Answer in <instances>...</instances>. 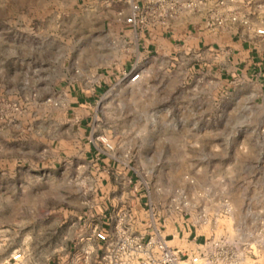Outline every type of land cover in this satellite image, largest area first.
<instances>
[{"label": "rangeland", "instance_id": "1", "mask_svg": "<svg viewBox=\"0 0 264 264\" xmlns=\"http://www.w3.org/2000/svg\"><path fill=\"white\" fill-rule=\"evenodd\" d=\"M128 47L77 0H0V264H65L95 202L89 144L218 262L264 264V70L144 59L130 82Z\"/></svg>", "mask_w": 264, "mask_h": 264}, {"label": "crops", "instance_id": "2", "mask_svg": "<svg viewBox=\"0 0 264 264\" xmlns=\"http://www.w3.org/2000/svg\"><path fill=\"white\" fill-rule=\"evenodd\" d=\"M77 2L88 17L107 20L108 27L117 31L129 45L131 55L121 67L124 73L139 71L135 65L144 59L151 61V68L163 62H187L194 69L206 68L220 77L239 72L253 75L257 69L262 74L264 70V35L257 33L258 29H264V0ZM134 6L146 14L144 25L126 22ZM100 91L101 87L97 86L94 94ZM77 97L79 102V97L85 96ZM84 102L87 103L86 99ZM83 162L91 168L95 202L80 216L83 223L80 245L76 243L63 255L65 264H85L86 259L98 263L105 242L95 236L94 228L111 237L120 219L143 241L151 235L161 236L184 259L206 254L208 240L201 225L156 211L150 200L146 201L145 195L140 193L130 168L100 155L94 144L86 147ZM23 259L24 256L15 264H23ZM124 261L135 264L136 258L126 255Z\"/></svg>", "mask_w": 264, "mask_h": 264}, {"label": "built area", "instance_id": "3", "mask_svg": "<svg viewBox=\"0 0 264 264\" xmlns=\"http://www.w3.org/2000/svg\"><path fill=\"white\" fill-rule=\"evenodd\" d=\"M126 22L144 25L146 14L138 6H134L132 14L126 18ZM257 33L263 35L264 29H258ZM126 77L130 82H135L140 77V72H128ZM107 146L112 148L108 143ZM94 234L98 239L105 242L104 251L98 263L86 259L85 264H126L124 261L126 255L134 256L136 258L135 264H197L200 259L204 260V264H225V262H218L207 252L202 257L194 255L184 259L180 256L178 250L169 247L166 240L161 236L151 235L146 241H143L130 227L125 226L121 219L114 226L113 236L110 237L98 228H94ZM22 258V252H16L12 255L15 262H19Z\"/></svg>", "mask_w": 264, "mask_h": 264}]
</instances>
